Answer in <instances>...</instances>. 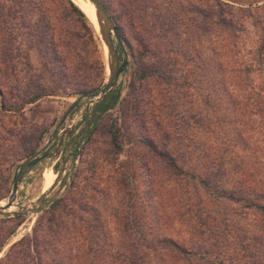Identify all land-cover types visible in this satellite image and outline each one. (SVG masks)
<instances>
[{
	"label": "rangeland",
	"instance_id": "374dc122",
	"mask_svg": "<svg viewBox=\"0 0 264 264\" xmlns=\"http://www.w3.org/2000/svg\"><path fill=\"white\" fill-rule=\"evenodd\" d=\"M12 1V5L10 0H3L2 3L18 11V17L23 20L16 21L24 22L21 32L27 35L21 46V56L15 54L1 69L3 72L9 69L7 78L19 79L22 91L29 88L32 93H37L34 88L41 87L49 96L21 107L19 112L13 109L0 114V203L11 196L15 175L21 165L48 146L56 145L58 138L86 105L88 100L81 102L52 138L64 113L81 96L78 92L97 90L109 75L108 50L98 33L97 18L94 23L85 14L84 18L77 10V0ZM101 1L108 7L121 33L124 43L120 51L122 66L128 61L112 90L118 97L117 104L99 118L84 116L86 121L83 118L78 123L59 156L42 161L24 175L13 211L23 206L35 210L20 214L24 217L21 225L15 218L17 215L0 217V241L8 238L0 252V264H117L112 255L108 258L101 256L104 250L111 251L110 247L104 246V242H114L116 235L127 228L129 220L136 216L150 222L156 235H175V230L167 229L169 225L162 223L160 226L151 220V206L155 199L160 202L159 196L162 197L161 204L164 203L161 216L166 218L165 221L168 218L175 221L178 215L187 212L181 210L184 201L177 195L191 196L192 201L203 202L209 208L218 205L213 204L203 190L198 192L193 181L170 172L166 162L162 161L163 153L171 152L178 166L189 171L195 169L194 155L184 157V154L186 146L192 145V133L195 127H199L197 121L205 113L207 102H210L207 90L201 89L208 86L199 85V81L205 73L211 76L217 58L215 48L222 61H225L226 55L237 58H234V64L238 65L239 84L247 76L241 84L243 88L235 89V94L239 91L243 98V94L248 92V85L245 84L250 76L257 90L264 87V48H261L264 43V0H217L226 3L224 7L228 10L229 6L235 9L231 15L237 22L233 29L235 36L228 32L219 37L213 31L212 18L206 21L201 18V14L212 16L215 0H186L189 4H195L194 12L199 9L200 13H192L188 5L182 9L178 6L175 8L179 19L176 25L172 24L170 16L176 14L172 6L178 0ZM167 23L170 25L166 26ZM194 35L196 43H203L199 44L196 58L202 55L205 64L200 61L196 67L189 69L191 73L183 72L189 76V86H186L184 79L179 81L178 86L172 87L164 83L160 85L153 78L137 80L136 73L142 72L144 63L155 66L146 50L154 49L152 55L161 53L167 64L170 63L169 59L181 61ZM186 39L190 41L187 45ZM234 44L235 49L229 50ZM142 55L148 58L140 60ZM11 66L12 69L17 67L20 72H14ZM171 68L175 69L176 66ZM238 96L242 99L239 93ZM243 100L245 104L246 100ZM211 103L212 108L217 106L215 99ZM221 104L224 106L216 107L211 119L232 124V120L236 121V117H239L236 125L230 126V139L234 140L231 151L244 158L252 174L260 167L256 161H263L262 153L256 152L264 148L261 116L253 115L252 119L247 120L242 115L235 119L229 116V120H226L224 115L230 112L226 107L229 103L226 104L224 100ZM219 108L225 111L220 112ZM184 120L191 127L189 132L183 130ZM88 122H93L90 128L95 130L91 137L82 135L84 129L89 128ZM112 129L118 130L122 148L120 153H116L112 145ZM43 131V140L39 143L36 139L32 144L23 143L24 138L19 137L22 132L38 134ZM243 131L244 136L248 132V140L252 137L251 142L237 139L236 134ZM188 135L189 140L186 138ZM148 139L155 144L156 154L148 147ZM146 141L148 144L144 145ZM247 149L250 151L247 152ZM149 185L157 186L158 197L147 208L138 202V197L143 198L142 192H147L146 196H149ZM197 195L199 197L196 198ZM60 196H64V202L57 209H51V214L47 213L46 209L52 205L48 202L59 200ZM46 201L48 207L42 210ZM218 209L227 210L222 205ZM100 216L105 220L100 221ZM90 224L94 226V235L89 237L90 242L80 239L84 244V254L88 253L86 258H81L82 251L79 249L78 254L70 251L68 242L74 238L75 231H83ZM175 225L169 228H177ZM34 233L40 235V244L35 245ZM58 236L59 240L56 241ZM24 239L30 240V247L28 243L15 247Z\"/></svg>",
	"mask_w": 264,
	"mask_h": 264
},
{
	"label": "trees",
	"instance_id": "16d2710c",
	"mask_svg": "<svg viewBox=\"0 0 264 264\" xmlns=\"http://www.w3.org/2000/svg\"><path fill=\"white\" fill-rule=\"evenodd\" d=\"M0 1V114H3L13 109L19 112L21 107L23 108L28 104H33L49 96V94L41 89V87L34 88L37 93H32L29 88H27L26 91H22L21 88L23 87H21L22 85L19 79L7 78L9 69L4 70V72L1 69V66L4 65L8 59H12L15 54H20L21 56V46L27 34L24 31L21 32L24 22L18 23L16 21V19L23 20L18 17V11L14 10L12 6L8 7L3 4V0ZM10 1L12 5L14 2L12 0ZM215 1V10L212 16H202L201 14V18L205 21L207 18H212L214 25L213 31H215L214 33L217 37L222 34H228V32L232 36H235L233 29L236 27L237 22L231 15L232 10L235 9L228 5L230 9L228 10L224 7L227 6L226 3L222 4L217 0ZM17 3L18 2H15V4ZM103 5L114 23H116L108 7L104 3ZM185 5L189 6V10H191L192 13L196 10L195 4H189L186 0L176 1L172 6L174 7L173 13L176 14H171L170 16L172 24L176 25L179 23L175 8L179 6V9H182ZM77 10L85 18L84 12L79 8H77ZM194 13H200L199 9ZM228 15L230 16L229 18L227 17ZM25 17H27V15H25ZM194 18L196 19V17ZM159 19H162L161 22H164L162 17H159ZM165 25L167 26L170 24L167 23ZM202 26L203 24L201 23V27ZM117 30L120 33L118 27ZM189 42V39L185 40L186 45ZM200 43L203 45L202 41L196 43L195 36L193 41L190 42V47L184 50V60L179 61L175 58L169 59V64L166 63L161 53L157 52L152 55L154 49L149 48L146 52L150 53L149 56L153 58L155 66H146L144 63L142 72L136 73L137 80L145 81L149 78H153V80L159 82L160 85L164 83L172 87L173 85L178 86L179 81L184 79L186 80V86H189L187 81L189 76L183 74V72L186 71L191 73L189 69H191V67H196V63L200 61L201 64H205L202 55L196 58L199 52L198 50L200 49ZM235 47L234 44L229 50H234ZM174 48H176V46ZM216 48L214 51L217 58H215L211 76L205 73L200 76L201 79L199 81V85L202 86V84H204V86H208L204 88L201 87V89L203 91L207 90L210 102H207L205 113L203 116H200L197 121V126L199 127H195L196 130L194 128L195 131L192 133V145H187L185 148L184 157L189 155H194L195 157V169L189 171L184 167L178 166L177 162H175V156L171 152L163 153L162 161L166 162V168L170 172L193 181L198 192L203 190L210 198V201L218 205H216V207H212V205L209 208L203 205V202L198 203L192 201L191 196L177 195V198H181V200L184 201V208H186H182L181 210L187 212L178 215L177 220L174 218L175 221L173 218V221H171V218L165 221L166 218L161 216L162 206L164 204H161L162 197L159 196L160 202H157V199H155L153 205L154 198L158 197L156 193L158 188L155 185H152V187L149 185V196H146L147 192H142L143 198L138 197V202L143 204V206H147V208H149L148 205H153H150L152 210L150 212L153 216L151 220H154L155 224H160V226H162V223H165L169 225V227L176 224L175 226L177 228L168 227L167 229L175 230V235L178 237L176 238L174 237L175 235L167 233L156 235L157 233L153 232L154 230H152L150 222L146 220L142 221L141 218H137L136 216L129 220V226L127 228L122 229L119 234L116 235L117 238L113 239L114 242L110 244L104 242V246L111 248L110 252L107 250L101 252V256L104 258H108L112 255V258L117 264H264V148L257 149L256 152L262 153L263 161H256L259 163L260 167L258 166L259 169H256L255 172L250 174L249 165L244 162V158L238 153H232L231 147H233L234 140L230 139V126L233 124L236 125L235 122L239 118L236 116L238 115H242L245 120L252 119L253 115H260L262 133H264V87L257 90L250 76V78H247L248 83L245 84L248 85L246 88L248 92L243 94L242 98V94L238 91L242 98L239 99L238 93L235 94L234 90L236 89L237 91L239 87L243 88L241 84L247 76L245 75L243 81L239 84L238 80L240 76L237 75L238 70L236 67L238 65L234 64L237 58L234 57V59L231 55L230 57L226 55L225 61H222ZM261 48H264V43ZM144 58L148 57L142 55L140 60L144 61ZM127 65L128 61L123 64L121 72H123ZM174 65L176 68H171ZM65 66L66 64L64 63L63 67ZM12 70L16 73L20 72L17 67ZM4 73L5 76L3 75ZM95 92L96 90L92 89L80 91L78 94L83 95ZM214 99L217 106L212 108L211 102L214 101ZM243 99L246 100L245 104ZM117 100L118 97L111 91L102 101L96 103L91 111L87 112L86 118L88 116L91 119L99 118L116 106ZM224 100L226 104L229 103V106L226 107L230 110V112L227 111V114L224 115L225 119L229 120V116H232L234 119L236 117V121L232 120V124L231 122L223 120L213 121V119H211L214 114V109L224 106L221 104ZM205 101H207V99ZM242 102L243 108L240 107ZM170 106L171 105H169V108ZM211 108L213 111L212 114L209 115ZM219 110L220 112L225 111L221 108H219ZM254 110H256L255 113L251 112ZM241 121H243V119H241ZM92 123L93 122H88L89 128L93 127ZM183 127L185 128L183 129L185 132L190 131L191 127L185 120L183 121ZM89 128L84 129L82 133L83 136L86 135L87 137H91L93 135L95 130ZM199 129H201V131H197ZM243 133L244 131L236 134L238 140L243 142L247 139V142L252 139V137H250V140H248V137H246L248 132L245 136ZM110 134L112 145L116 153H120L122 148L119 142L118 130L112 129ZM20 136L24 138L23 143L32 144L34 139L39 143L43 140L44 131L38 134H25L22 132L19 137ZM186 138L189 140V135ZM148 140H150L149 144L146 141L144 145L148 144V147L156 154L155 144L151 139ZM224 147L226 148L224 149ZM22 149L25 151V146H23ZM248 151H250V149H247V152ZM186 193L188 192L186 191ZM197 197L199 196L197 195L196 198ZM44 199L45 198H43V201ZM64 200V196H60V199L56 201L53 199L51 202H48L49 204L52 203L48 209H46V206L48 207L46 201L45 208H42V210L46 209V212L51 214L50 210L57 209ZM219 205H222L227 210L218 209ZM15 218L19 220L18 225L24 222V217L22 215H17ZM99 219L100 221L105 220L102 216H100ZM81 220L82 219H80V221ZM93 230L94 226L90 224V227H85L83 231L81 229L75 231L74 238L72 237V240L68 242L70 251L74 250L78 254L80 253V249L83 253L81 258H86L88 253L84 254V244L80 242V239L82 238V240L90 242L91 240H89V237L92 234L94 235ZM59 237L60 236L55 240L58 241ZM7 240L8 238L4 237L2 241H0V252ZM55 240L53 242L56 244ZM73 240L74 244L72 245ZM29 241V239L21 240L15 247H22L27 243L30 247ZM33 241L35 245L40 244V235L34 233ZM53 242L50 246L53 245ZM73 247L75 248L71 249ZM102 248L104 247L102 246ZM113 249H115V251H113ZM23 250L25 255V248ZM31 250L34 251L33 248H31ZM58 264L62 263L59 262ZM64 264L70 263L66 262Z\"/></svg>",
	"mask_w": 264,
	"mask_h": 264
},
{
	"label": "water",
	"instance_id": "95a60500",
	"mask_svg": "<svg viewBox=\"0 0 264 264\" xmlns=\"http://www.w3.org/2000/svg\"><path fill=\"white\" fill-rule=\"evenodd\" d=\"M88 1L95 7L98 33L108 50L109 75L107 77V80L100 88L96 90L95 93L81 95L77 99V101L72 103L70 107L67 109V111L64 113L61 120L57 124L55 131L53 132L52 138L56 136L58 130L61 128V126L69 117V115L72 113V111L81 102L88 100L86 105L76 115L70 127L64 131L63 135L60 138H58L55 150L51 151V148L48 149L46 148L40 153H36L35 155L27 159L21 165L19 171L15 176L11 196L6 200L7 202L5 203V205H0V217L6 218L35 210L23 206L17 211H9L13 206L15 207L19 186L21 184L24 175L31 168L35 167L42 161L48 158L59 156V154L62 152V149L65 147L66 142L69 140V138L72 136L73 132L75 131L78 123L81 121V119L84 118V116L87 115V112L90 109V107L102 101L113 90V88L117 84L122 68L121 56H120V51H122L124 47L122 37L119 31L117 30V26L115 25L110 14L105 9L102 1L101 0H88Z\"/></svg>",
	"mask_w": 264,
	"mask_h": 264
},
{
	"label": "bare ground",
	"instance_id": "6f19581e",
	"mask_svg": "<svg viewBox=\"0 0 264 264\" xmlns=\"http://www.w3.org/2000/svg\"><path fill=\"white\" fill-rule=\"evenodd\" d=\"M78 7L84 12L88 19L94 23L96 20L95 7L88 0H77ZM7 201H3L0 205H5ZM14 206L9 210L13 211Z\"/></svg>",
	"mask_w": 264,
	"mask_h": 264
},
{
	"label": "flooded vegetation",
	"instance_id": "af4514ba",
	"mask_svg": "<svg viewBox=\"0 0 264 264\" xmlns=\"http://www.w3.org/2000/svg\"><path fill=\"white\" fill-rule=\"evenodd\" d=\"M85 117H86V116H85ZM84 119H85V118H84ZM84 119H81V121H83ZM90 119H91V118H90ZM81 121H80V122H81ZM84 121H86V119H85ZM80 122H79V123H80ZM78 125H79V124H78ZM78 125H77V126H78ZM67 144H68V143H67ZM48 148H51V151H52V150H55L56 145H54V146H53V145H50V146L47 147V149H48Z\"/></svg>",
	"mask_w": 264,
	"mask_h": 264
}]
</instances>
